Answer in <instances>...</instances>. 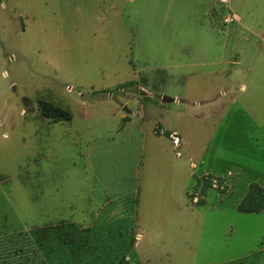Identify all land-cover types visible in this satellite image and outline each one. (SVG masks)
Returning a JSON list of instances; mask_svg holds the SVG:
<instances>
[{
    "label": "rangeland",
    "instance_id": "obj_1",
    "mask_svg": "<svg viewBox=\"0 0 264 264\" xmlns=\"http://www.w3.org/2000/svg\"><path fill=\"white\" fill-rule=\"evenodd\" d=\"M233 14L249 29L234 32ZM256 35L264 0H0V264H264ZM45 102L71 120L49 129ZM173 131L205 201L170 213L173 224L154 217L167 234L157 239L140 228L142 191L131 186L137 176L140 190L169 185L174 169L151 146L158 138L174 158ZM90 187L94 204L121 213L91 255L78 225Z\"/></svg>",
    "mask_w": 264,
    "mask_h": 264
},
{
    "label": "crops",
    "instance_id": "obj_2",
    "mask_svg": "<svg viewBox=\"0 0 264 264\" xmlns=\"http://www.w3.org/2000/svg\"><path fill=\"white\" fill-rule=\"evenodd\" d=\"M233 16L236 19L234 21H231L228 23H236L235 26L232 27V30L234 32H237L240 29L243 30V28H248L246 23H241V21L243 20L242 16L236 15V14H233ZM252 32L255 33L256 31L252 30ZM257 37L262 42H264V39H261L260 36H257ZM52 105L58 106V107L62 108L63 110L67 111L69 113V118L64 119V120L65 121L71 120L72 114L68 109L64 108L62 105H60L58 103L52 102ZM124 109H126V107ZM123 118H126V115H124ZM60 120H62V118L54 120L52 117H48L46 125L49 129L53 128L55 125L58 124V122ZM70 123H72V122H70ZM141 129H142L141 130V136H142L141 146L143 143V147H144V142H145V140H147V133L144 130L143 126L141 127ZM153 134L154 135H160V137H163L162 135H166V132L160 128H155L153 130ZM79 136H80V134H79ZM168 138H169V136H168ZM160 139H162V138H160ZM152 141L154 143V145L151 146L152 150L156 151L157 153L159 152L160 156H162V158L165 159L164 163L170 162L169 165L174 169L172 172H164L163 178L165 180L168 177H171V180L168 184L169 185L174 184L175 187H173V186L170 187L167 184L165 186H160V185L158 186L155 183L154 184L148 183L146 188L140 190V180H139V176H137V180L134 177L133 184H132L131 188L136 183L135 187L132 188V189H134V193L135 194L139 193V195H140V193L142 191V198L139 197L140 200L143 199L141 202L143 214L141 215L140 228L142 225L143 230L145 232H147L149 234V236H154L157 239H160V238H163L164 236H166L167 234H159L158 233V230L161 227L160 221L158 220V218L154 219V217H159V215H160V216H162L161 222H163L164 224H173L174 218H168L170 213H173L176 215L178 212H180L183 215H185V214H188V212H190V211L193 212L195 209L200 210L201 208H198L197 206H199L201 203L203 204L205 200L195 202V199L193 197L195 183H196V172H195V169L193 167L194 165L191 163L188 165V161L195 163V162H193L194 156L191 154L187 155L188 153L186 152V156H188V157H187V159H185V158H183L184 154L182 153V151H178V148H176L174 145H172L171 151L175 150L174 151L175 157L174 158L169 157L170 154L167 153L165 150L167 148L162 146V143L160 140H158V138L152 137ZM170 141H171V139H170ZM171 143H172V141H171ZM140 149L142 150L141 147H140ZM178 152H180V154H178ZM187 166H189V168ZM190 168H193L194 170H190ZM137 187H138V191L136 190ZM93 189H94L93 187H90V191L88 192V199L90 200V202H88L87 204H85L82 207V209H84L85 212L88 213V221L84 220V221H81L80 224L76 223V224L81 225L82 227L86 228L85 232L88 231L90 233V236H91L90 252H89L90 255L93 252L95 253L96 251H101L103 249V246H101L99 244L97 245L95 242L100 243L103 240H109L110 238L108 237L107 234H110V231H114V230H116L117 227H120L119 222L121 221V217H120L121 213L118 212V209L114 205V202L109 204L110 202H112L111 200L105 202L102 207H99L98 205L94 204L92 199H93V195H94V198H96V196H95L96 192ZM129 195L135 196L132 191L130 192ZM107 198H112V197H110L109 192H107ZM139 206L137 207V210L139 209ZM105 209H108L110 211L106 215H102L103 213L101 210H105ZM213 210H216L215 207H213ZM101 218H103V219H101ZM87 228H88V230H87ZM137 237L142 239L143 233H141V232L138 233ZM128 239H126V240H128ZM128 242H130V241H128Z\"/></svg>",
    "mask_w": 264,
    "mask_h": 264
},
{
    "label": "trees",
    "instance_id": "obj_3",
    "mask_svg": "<svg viewBox=\"0 0 264 264\" xmlns=\"http://www.w3.org/2000/svg\"><path fill=\"white\" fill-rule=\"evenodd\" d=\"M44 109L47 111L48 113V116L51 117V113L54 114L53 116L56 117L55 115L57 116H60L61 118H64V119H68L69 118V113L65 110H63L62 108L58 107V106H54L52 104H48V103H44Z\"/></svg>",
    "mask_w": 264,
    "mask_h": 264
},
{
    "label": "built area",
    "instance_id": "obj_4",
    "mask_svg": "<svg viewBox=\"0 0 264 264\" xmlns=\"http://www.w3.org/2000/svg\"><path fill=\"white\" fill-rule=\"evenodd\" d=\"M222 2H226V0H221ZM236 18L234 16H227L225 18V21L226 22H231V21H234ZM169 138L171 139L173 145L176 147V148H179L180 147V144H181V139L179 137V134L178 132L174 131V132H171L169 133ZM178 154H180V152H178ZM195 166V164H193ZM217 184V180H214V185Z\"/></svg>",
    "mask_w": 264,
    "mask_h": 264
},
{
    "label": "water",
    "instance_id": "obj_5",
    "mask_svg": "<svg viewBox=\"0 0 264 264\" xmlns=\"http://www.w3.org/2000/svg\"><path fill=\"white\" fill-rule=\"evenodd\" d=\"M144 92V91H143ZM164 100H169V98L164 97Z\"/></svg>",
    "mask_w": 264,
    "mask_h": 264
}]
</instances>
